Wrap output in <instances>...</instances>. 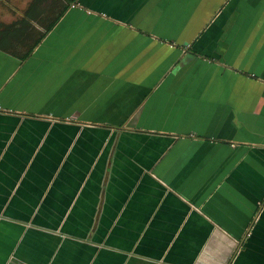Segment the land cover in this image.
Masks as SVG:
<instances>
[{
  "label": "crops",
  "instance_id": "0c3cea01",
  "mask_svg": "<svg viewBox=\"0 0 264 264\" xmlns=\"http://www.w3.org/2000/svg\"><path fill=\"white\" fill-rule=\"evenodd\" d=\"M0 264H264V0H0Z\"/></svg>",
  "mask_w": 264,
  "mask_h": 264
}]
</instances>
